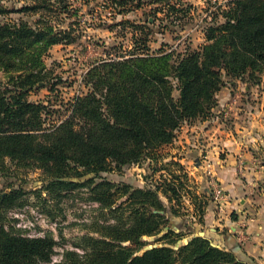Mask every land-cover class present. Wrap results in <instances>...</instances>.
Segmentation results:
<instances>
[{"label":"trees","instance_id":"1","mask_svg":"<svg viewBox=\"0 0 264 264\" xmlns=\"http://www.w3.org/2000/svg\"><path fill=\"white\" fill-rule=\"evenodd\" d=\"M91 1L81 0L84 5ZM103 1L117 13L154 5L150 9L153 17L162 13L180 21L190 9L180 0ZM31 2L25 8L41 11L33 26L22 20L3 21L6 12L0 6V70L8 77L4 87L0 85V172L7 168L8 158L18 167L41 169L43 182L49 181L47 188L70 189L90 184L109 169L148 159L156 171L165 167L171 177L163 180V189H134L125 206L114 208L110 183H96L92 190H99L96 199L102 207L112 212L129 208L128 226L105 228L103 239L95 240L90 252L78 258L67 251L57 264H249L230 247L220 248L202 236L177 248L152 244L137 251L143 246V236L161 232L169 224L158 193L169 202L168 192L177 198L183 195L188 175L180 162H163L165 146L172 144L183 124L211 114L224 77L253 76L264 69V0H230L221 12L223 19L204 28L205 42L198 50H151L145 25L129 20L112 25L132 29L133 46L125 55L93 65L83 79L85 91L74 96L64 118L48 127L44 117L51 111L43 102H30L27 95L44 76L41 54L52 45L76 38L71 27L59 25L73 4L70 0ZM176 169L181 174H175ZM16 191L0 195V206ZM172 213L177 215L175 210ZM165 229L158 240L169 244L180 238L173 229ZM221 236L231 238L229 233ZM125 241L127 245L122 244ZM52 244L46 236L12 235L0 220V264L48 261Z\"/></svg>","mask_w":264,"mask_h":264},{"label":"rangeland","instance_id":"2","mask_svg":"<svg viewBox=\"0 0 264 264\" xmlns=\"http://www.w3.org/2000/svg\"><path fill=\"white\" fill-rule=\"evenodd\" d=\"M70 1L73 4L72 11L69 15L62 16L59 25L62 28L71 27L77 36L72 42L52 45L41 54L39 65L43 68L44 76L27 95L30 102H43L51 111L44 117L46 127L64 118L74 96L85 91L83 79L93 65L100 60L110 61L125 55L133 46L132 29L123 30L121 25H112L123 20L145 25L149 30L148 45L151 50L160 47L177 51H183L187 47L198 50L205 42L204 28L223 19L221 12L227 8L230 0H180L184 6L190 7L188 16L181 21L174 20L172 16L165 17L162 13L153 17L150 9L154 5L145 4L126 13H117L111 11L103 0H94L85 5L81 0ZM31 4V0H0V6L6 12L2 20H22L33 26L41 11L25 8ZM7 82L6 73L0 70L2 88ZM173 95L177 97L178 91L174 90ZM216 98L217 105L211 114L205 119L183 124L176 132L175 140L165 146L163 151V162L171 159L180 162L188 175L181 197L177 198L168 192V196H172L169 202L161 191L158 193L166 207L165 218L169 219L165 228L181 234L180 238L169 244L167 240H158L166 230L163 227L161 232L143 236V246L137 253L152 244L177 248L195 236L205 237L218 247L224 248L216 240V236L218 233L221 236L228 232L226 229L220 230L218 226L215 228L209 217L216 216L220 219L225 216L233 219V204L238 203L242 195L254 193L250 188L244 195L245 184L251 180L242 171V168L245 169L240 162L239 167L236 162L234 165L235 178L241 184L239 192H232L223 185L215 172V159L212 156L222 157L226 153L218 149L219 145L214 142L213 134L220 128L225 131L230 129V138H236L237 135L241 138L247 136L241 132L245 125L249 126L254 119H258L259 111L264 113V69L255 72L253 76L245 74L240 78L224 77V84ZM216 108H227V112L216 113ZM234 108L239 110L237 117L233 114ZM214 115L221 117L214 118ZM234 121L241 127L235 129ZM252 127L255 128V125ZM243 150L255 156L249 162L264 171V144L256 146L253 142L244 143L241 146V151ZM5 163L7 168L0 172V195H6L12 189L17 191L6 204L0 206V220L4 229L20 237L46 236L53 242V252L49 260H34L31 264L60 263L67 251L82 258L81 256L90 252L95 240L103 239L105 228L115 226L119 230L128 226L129 208L125 207L117 212H112L111 208L125 206L130 193L136 188L154 189L159 186L163 189V180L171 179L168 175L170 171L165 167L156 171L155 163L147 159L139 164L102 172L90 184L70 189L47 188L49 181L43 182L45 176L41 169L18 167L8 158ZM175 172L181 174L178 169ZM101 180H107L111 185L110 192L114 194L111 208L102 207L96 199L99 190H92ZM255 182L261 185L260 179L252 184ZM217 185L222 190L220 199L214 197V188ZM253 190L256 191V188ZM197 207H200V211ZM173 210L177 215H173ZM122 244L127 245L128 242Z\"/></svg>","mask_w":264,"mask_h":264},{"label":"crops","instance_id":"3","mask_svg":"<svg viewBox=\"0 0 264 264\" xmlns=\"http://www.w3.org/2000/svg\"><path fill=\"white\" fill-rule=\"evenodd\" d=\"M226 109L216 108L214 111L220 114L223 111L226 113ZM233 111V114L237 117L238 108H234ZM258 114L260 115L259 118L254 119L250 123L251 125H245L243 131H241L244 136L247 135L244 138H241L240 135H237L236 138H230V129L225 131L217 128L215 130L217 132L213 134L215 136L214 142L219 145L218 149H222L226 153L222 157L215 158V156H212L215 159L213 161L215 172L222 180L223 185L232 192H239L241 184L235 178L236 167L234 165L236 162L237 167H239L238 163L240 162L243 163L245 169L243 170L242 168V171L251 180V182L245 184L244 195H246V191L250 188L254 193L248 196L242 195L237 201L239 204H233L235 205L233 206V209H235L233 219L225 216L219 219L213 216L209 217V220H212L215 228L218 226L220 230L226 229L231 237L224 239L222 238L223 236H218L220 235L218 233L216 240L223 247H230L236 252L238 258L247 261L249 264H264V171L257 169L254 164L252 165V162H249L251 159H255V156H251L249 153L244 152V150L241 151V146L248 142H253L256 146L264 144V113L261 110ZM213 117L219 118L221 115H214ZM234 123L236 125L235 129L241 127L237 121H234ZM253 124L255 128L252 127ZM258 179H260L261 185L257 182L252 184L253 181H257ZM254 188H256V191L253 190ZM257 192L259 193L255 194ZM219 229L217 230L220 232Z\"/></svg>","mask_w":264,"mask_h":264},{"label":"built area","instance_id":"4","mask_svg":"<svg viewBox=\"0 0 264 264\" xmlns=\"http://www.w3.org/2000/svg\"><path fill=\"white\" fill-rule=\"evenodd\" d=\"M222 195V190L219 188V186H215L214 188V197L220 199Z\"/></svg>","mask_w":264,"mask_h":264}]
</instances>
